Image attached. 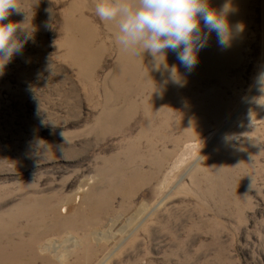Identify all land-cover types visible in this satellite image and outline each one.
Returning a JSON list of instances; mask_svg holds the SVG:
<instances>
[{"label": "rangeland", "instance_id": "obj_1", "mask_svg": "<svg viewBox=\"0 0 264 264\" xmlns=\"http://www.w3.org/2000/svg\"><path fill=\"white\" fill-rule=\"evenodd\" d=\"M242 1L235 56L177 85L117 44L97 0H21L36 31L0 69V248L264 264V0Z\"/></svg>", "mask_w": 264, "mask_h": 264}, {"label": "clouds", "instance_id": "obj_2", "mask_svg": "<svg viewBox=\"0 0 264 264\" xmlns=\"http://www.w3.org/2000/svg\"><path fill=\"white\" fill-rule=\"evenodd\" d=\"M234 12L232 0L219 7L211 0H97L95 5L96 16L117 27L116 42L124 51L142 57L147 53L152 70L177 85L183 81L180 66L191 72L213 33L218 45L227 48L234 32L243 31L242 24L233 26L229 21ZM13 13L24 19L9 21ZM35 31L21 0H0V69L22 54ZM169 51L178 64L169 63Z\"/></svg>", "mask_w": 264, "mask_h": 264}, {"label": "bare ground", "instance_id": "obj_3", "mask_svg": "<svg viewBox=\"0 0 264 264\" xmlns=\"http://www.w3.org/2000/svg\"><path fill=\"white\" fill-rule=\"evenodd\" d=\"M212 5L214 7H219L221 4L225 2V0H211ZM232 4L235 8V12L229 15L230 23L235 26L240 22L241 14L238 12V8L244 6L242 0H232ZM236 32L233 34V39L231 44L227 48H221L216 38H210V42L214 45L213 47H209L207 45L204 49L199 52L198 63L193 70L200 69L205 66H212L220 63L227 62L233 56H235V41H236ZM211 36H216L214 33ZM230 50V54L227 52ZM231 50H233V55L231 56ZM177 61L175 64H178ZM180 71L183 73H188L185 71L183 66H180ZM51 246V245H50ZM41 255L36 250V246L30 243L28 249L20 246L15 247H5L0 248V264H52L49 260L50 258H42Z\"/></svg>", "mask_w": 264, "mask_h": 264}]
</instances>
